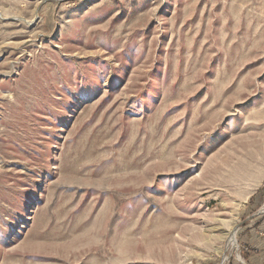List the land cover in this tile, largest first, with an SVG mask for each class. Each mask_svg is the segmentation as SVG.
I'll return each mask as SVG.
<instances>
[{
    "label": "rangeland",
    "instance_id": "1",
    "mask_svg": "<svg viewBox=\"0 0 264 264\" xmlns=\"http://www.w3.org/2000/svg\"><path fill=\"white\" fill-rule=\"evenodd\" d=\"M0 264H264V0H0Z\"/></svg>",
    "mask_w": 264,
    "mask_h": 264
},
{
    "label": "bare ground",
    "instance_id": "2",
    "mask_svg": "<svg viewBox=\"0 0 264 264\" xmlns=\"http://www.w3.org/2000/svg\"><path fill=\"white\" fill-rule=\"evenodd\" d=\"M229 244H230V245H233V246L237 245L236 232H233V233L230 235Z\"/></svg>",
    "mask_w": 264,
    "mask_h": 264
}]
</instances>
